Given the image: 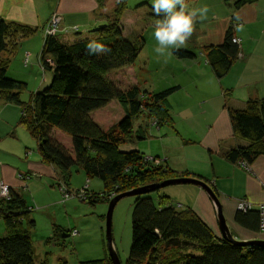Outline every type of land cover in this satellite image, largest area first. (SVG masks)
<instances>
[{
    "label": "trees",
    "instance_id": "obj_1",
    "mask_svg": "<svg viewBox=\"0 0 264 264\" xmlns=\"http://www.w3.org/2000/svg\"><path fill=\"white\" fill-rule=\"evenodd\" d=\"M255 1L235 0L233 7ZM98 7H103L99 1ZM148 9L147 18L155 23L159 17L151 7ZM125 10L126 0L115 3L111 14L105 16L106 27L94 33L93 39L111 49L107 54H89L86 49L89 41L65 45L57 34L43 37L38 60L41 69L50 72L51 81L25 103L19 96L26 90V84L8 78L6 71L10 56L35 29L0 18V100L19 107L18 123L34 139L42 162L54 168L57 186L61 182L69 191L66 186L72 167L79 168L88 179L102 183L100 193L89 194L88 204L108 202L119 193L178 178L166 165L146 160L137 150H120L133 139L132 119L143 116L154 126L170 121L166 99L177 89L148 92L138 87L133 64L144 40L142 36L133 41L128 38L131 27L129 23L124 25ZM234 39L237 38L230 25L219 45L201 49L216 79L222 78L237 59L239 42ZM172 54L181 60L196 56L186 49H173ZM227 113L232 135L246 145L229 150L224 157L248 166L256 157L264 156V98L247 101L241 110L227 108ZM159 192L157 189L134 195L130 244L124 264H264V247L240 246L216 237L189 207L179 208ZM30 211L10 187L8 198L0 199L4 227L0 264H34L31 243L34 221ZM258 221L255 207L235 211L234 222L243 228L260 231ZM54 231L67 234L58 226H53ZM78 264H111V261L104 258Z\"/></svg>",
    "mask_w": 264,
    "mask_h": 264
},
{
    "label": "crops",
    "instance_id": "obj_2",
    "mask_svg": "<svg viewBox=\"0 0 264 264\" xmlns=\"http://www.w3.org/2000/svg\"><path fill=\"white\" fill-rule=\"evenodd\" d=\"M98 1L103 4L102 8L98 7ZM119 1L0 0L1 19L35 29V33L21 41L10 56L6 75L25 83L26 89L31 78L37 84L36 72L42 68L38 58L43 29L52 13L56 12L60 17L58 40L70 45L95 38L89 30L104 24L105 16L111 14ZM233 1L186 0L189 9L207 6L209 11L205 19L197 20L193 35L182 47L192 50L196 56L191 60H181L180 77L186 76V81L178 79L172 86L177 89L166 99L170 121L157 127L153 125L155 130L149 121L137 123L133 126L132 145L125 147L137 150L145 157H156L178 178L193 177L207 182L216 193L230 236L236 241H264V232L251 231L234 222L238 200H245L252 207L264 203V156L256 157L248 169L224 157L229 150L246 145L244 140L232 135L227 108L241 110L247 101L264 98V0L238 8L233 7ZM131 2L133 5L139 2L136 6L140 7L132 10L126 5L124 25L129 23L131 27L128 38L131 33L136 38L139 36L133 33L134 24L138 18L148 15L152 0H126V4ZM230 25L233 35L239 40V53L227 73L216 79L201 49L219 45ZM73 28H77L76 33L71 31ZM24 59L26 64L21 65L20 60ZM26 65H29L28 69ZM44 80L48 82L49 76L48 79L43 76ZM43 82L28 90V98L45 86ZM19 98L24 103L29 100L25 101L21 95ZM19 112L18 106L0 100V182L26 202L22 194L26 184L33 181L39 184L45 180L52 181L54 186L57 179L54 168L44 164L37 151L30 155L29 140L24 131L17 128L20 125ZM173 114L179 117L176 122ZM144 152L149 155H144ZM171 186L176 188L159 193L166 195L171 202L176 200L174 205L179 208L189 207L216 237H221L213 204L204 190L190 184ZM87 191L94 193L89 186ZM26 205L31 209L27 202ZM69 232L62 237H67ZM3 234L1 222L0 237Z\"/></svg>",
    "mask_w": 264,
    "mask_h": 264
},
{
    "label": "rangeland",
    "instance_id": "obj_3",
    "mask_svg": "<svg viewBox=\"0 0 264 264\" xmlns=\"http://www.w3.org/2000/svg\"><path fill=\"white\" fill-rule=\"evenodd\" d=\"M138 4L139 2H136V4L133 5L131 2V4L126 5L129 8H134ZM142 18H138L135 23L136 25L134 24L133 27V33L142 36L144 40L133 64L134 76L140 90L158 92L176 85V82L179 80L185 82L186 76L180 77L182 74L181 59L176 58L172 54L164 57L157 55L154 51L157 46V41L153 36L154 29L152 25L154 23L148 20L147 16H142ZM83 34L84 33H82L81 36ZM129 38L131 41L134 40L132 33ZM172 50L173 49H170L169 51ZM3 56L6 57V55ZM20 63L22 65L23 60H20ZM28 67L29 65L27 69ZM7 75L6 76L9 78L10 74ZM36 75V77H31H35L37 84L43 82V76L47 77V79L49 76L48 82L44 80L45 86L43 87L49 85L51 81V74L49 71H44L43 73V70L40 69L36 72ZM34 83L35 81L31 78L28 88L21 93V97L25 99V101L29 99L28 90L33 89L35 85L37 86V84ZM36 86L34 88H36ZM34 91L35 90H32L31 92ZM188 104H191V102ZM173 116L175 122L179 120V117L174 114ZM143 121L147 122L148 120L146 117L143 119L142 116L132 119L134 127L137 123H143ZM150 123H152V121H150ZM155 127H153L154 130L156 129ZM17 128L23 130L29 140L28 148H30L31 151L30 155L35 153L36 143L34 139L21 125H18ZM125 145H132V142L130 141ZM123 149H128V147L122 146L120 150ZM144 155H149V153L144 152ZM158 164L163 165L164 163H159L158 161ZM37 182L33 181L30 185L26 184V187L22 189L24 199L27 204L31 206L30 218L34 221V228L31 232L33 263L78 264L80 262L109 258L110 254L105 236V215L109 201H100L93 204L86 203L90 194V192L87 191V186H89V189L94 193H99L102 191V183L95 178L88 179L82 171H76V169L72 167L68 171V185L66 187L71 193L82 189L85 185L86 189L81 196L83 199L70 197L68 200L62 201L56 183L53 186L52 181L42 180L39 184H37ZM173 188L176 187L166 186L160 188L159 191L165 192ZM149 195L155 199L153 194L150 193ZM134 199L135 196H127L119 199L114 204L111 212L110 250L115 254L120 264L125 263L128 255L130 244V215ZM176 202V200L172 201L173 204ZM1 222L2 221H0V223ZM53 226L61 227L63 231L71 232L74 229L78 233L75 236H70L68 233L67 237H62L63 232L56 233L54 231L53 233Z\"/></svg>",
    "mask_w": 264,
    "mask_h": 264
},
{
    "label": "clouds",
    "instance_id": "obj_4",
    "mask_svg": "<svg viewBox=\"0 0 264 264\" xmlns=\"http://www.w3.org/2000/svg\"><path fill=\"white\" fill-rule=\"evenodd\" d=\"M151 8L153 14L159 17L152 27L157 41L154 51L160 57L171 55L170 49L179 50L185 46L193 35L197 20L205 19L209 11L207 6L189 9L186 0H152ZM86 49L92 55L111 51L96 39H90Z\"/></svg>",
    "mask_w": 264,
    "mask_h": 264
},
{
    "label": "water",
    "instance_id": "obj_5",
    "mask_svg": "<svg viewBox=\"0 0 264 264\" xmlns=\"http://www.w3.org/2000/svg\"><path fill=\"white\" fill-rule=\"evenodd\" d=\"M105 24H100L91 30H89L90 33H95L98 32L99 30L105 28ZM185 184H190L197 186L204 190V192L207 194L209 197L210 201L213 204L214 210H215V215H216V220H217V226L218 230L220 233V236L227 240L228 242L238 244L240 246H247V245H257V246H262L264 247V241L261 240H252V241H236L234 240L227 229V226L225 224V220L222 214L221 206L220 203L217 199L216 194L214 193L213 189L204 181L194 179V178H188V177H180V178H172L168 180H164L160 183L156 184H150L144 187L132 189L129 191H125L122 193L117 194L114 196L109 202H108V209L105 215V236H106V241L109 249V259L111 261V264H120L118 261L117 257L115 254L110 250V217H111V212L113 209L114 204L121 198L127 197V196H134V195H139L145 192L157 190L166 186H171V185H185Z\"/></svg>",
    "mask_w": 264,
    "mask_h": 264
},
{
    "label": "built area",
    "instance_id": "obj_6",
    "mask_svg": "<svg viewBox=\"0 0 264 264\" xmlns=\"http://www.w3.org/2000/svg\"><path fill=\"white\" fill-rule=\"evenodd\" d=\"M60 17L59 15L54 12L50 15L49 20L47 21L46 27L43 29V36L47 37V36H54L55 34H57V26L59 23ZM72 32H76L77 28H73L71 30ZM235 43L239 42L238 39H234L233 40ZM46 62L51 64L49 59H46ZM23 64H26V59H24ZM40 65V63H39ZM41 67V65H40ZM146 160L153 162L154 164H158V159L156 158H151V157H145ZM160 163V161H159ZM239 166L248 169V166L243 163V162H238L237 163ZM24 177V176H23ZM264 187V185H263ZM8 186L5 185L4 183L0 182V199H7L8 198ZM57 189L59 191V193L61 194L62 197V201L68 200L70 197H77L79 199H83L81 196L83 194V191H85L86 189V185L80 189L77 190L74 193H71L70 191H67L65 189V186L59 182V185L57 186ZM258 211V216H259V230L260 232H264V203L259 204L257 207H255ZM252 209V206L250 204H248V202H246L245 200H238L235 204V210L236 211H247ZM77 234L76 230H72L70 232V236H75Z\"/></svg>",
    "mask_w": 264,
    "mask_h": 264
}]
</instances>
